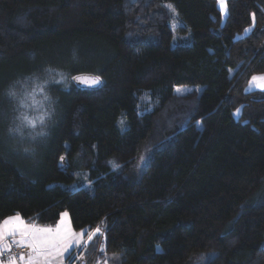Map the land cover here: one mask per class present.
Segmentation results:
<instances>
[{
  "label": "trees",
  "instance_id": "obj_1",
  "mask_svg": "<svg viewBox=\"0 0 264 264\" xmlns=\"http://www.w3.org/2000/svg\"><path fill=\"white\" fill-rule=\"evenodd\" d=\"M225 6L221 21L216 0H0V92L44 79L53 110L24 161L0 114V221L67 211L75 231L100 228L72 264H264V91L245 90L264 73V0ZM178 86H201L193 110L158 124Z\"/></svg>",
  "mask_w": 264,
  "mask_h": 264
},
{
  "label": "rangeland",
  "instance_id": "obj_2",
  "mask_svg": "<svg viewBox=\"0 0 264 264\" xmlns=\"http://www.w3.org/2000/svg\"><path fill=\"white\" fill-rule=\"evenodd\" d=\"M217 3V7L220 10V14H221V21L224 20L225 15H226V6H225V0H223V4L221 3V0H216ZM253 20V19H252ZM178 22L176 20V17L174 15V13H172L171 11V29L174 32V38H173V44H181V43H186L183 42L185 40L184 35H178L175 32V27L177 26ZM253 27V21H251V23L246 26L241 33H238L237 36H244L247 33H249L251 31ZM264 76V73H260V74H254L251 75L246 84H245V90H260V91H264V80L261 79H257L255 81H253V77H262ZM45 82H47L46 80H40V79H31V76H28L26 78H22L19 79L18 81L13 82L12 84H10V86H12L16 92H17V96L16 98L10 99L9 97H7L5 95V91L4 93H2L1 90V94H0V114L3 116V118L8 121V123L10 122V120L17 114V113H22V114H26V115H30V116H36L38 114H40L43 111H49V106H50V99L49 97L46 95L45 91H44V85ZM179 89V91H177ZM193 89H195L197 91V95L199 94V92L201 91V86H178L174 88V94L176 96H179V100L174 99L172 101H169L164 108L162 109V111L159 113L158 117L156 118L157 123L158 124H164V122L170 120L171 118H173L176 115H180L183 113H187L188 111L191 112L194 108L195 105V96H192L191 93L193 92ZM6 90V89H5ZM189 97H186L187 95H189ZM141 107L142 106H146V98L142 97V99L140 98L139 100ZM238 112H235L234 115H237ZM2 118V119H3ZM3 135V142L5 144H8L11 146L12 148V152L15 155V157H17V160H31V157L25 156L23 155L20 151H18V149L16 147H14L13 145V141L10 137L7 136L6 134V130L4 132H2ZM146 143V144H145ZM149 144L146 142L143 143V145L140 147V150L138 151L136 160L132 166V170L130 171V176L131 178H136L139 176V174L141 173L143 167L145 166L148 157H149ZM62 213H67V216L63 217V220L66 224V226H69L75 233L79 234L81 231H75L70 224V220H69V215L67 211H63ZM61 213V214H62ZM60 214L59 219L53 224V225H39V226H50V227H55L62 219V216ZM32 224V223H31ZM87 231V230H85ZM84 231V232H85ZM84 239V237H83ZM86 241V239H85ZM73 248H71L69 250L68 253L65 254V258L63 260V262L65 263L70 257L71 254L73 253L72 250Z\"/></svg>",
  "mask_w": 264,
  "mask_h": 264
},
{
  "label": "snow or ice",
  "instance_id": "obj_3",
  "mask_svg": "<svg viewBox=\"0 0 264 264\" xmlns=\"http://www.w3.org/2000/svg\"><path fill=\"white\" fill-rule=\"evenodd\" d=\"M221 3L223 4V0H221ZM257 79L264 80V76L253 77V81ZM91 83L99 85L101 78L97 76ZM61 216V221L54 228L39 226L34 223L29 224L19 214L0 221V255L11 250L5 241L13 238L15 244L22 247L27 246L31 249L27 257L23 254L19 257L24 264H53L55 260H58L59 264H63L65 254L69 252L77 240L81 241V247L86 246L83 243V236L86 233L84 230H81L79 234L75 233L69 226H66L63 220L67 213H62ZM100 233V228L95 229L94 235H99ZM94 235L89 236V242L93 240ZM16 237H19V239H14ZM103 251L104 249L101 248V252ZM16 259L14 256L10 257L8 264H16ZM112 259L115 260L118 257L113 256ZM0 264H3V262L0 261Z\"/></svg>",
  "mask_w": 264,
  "mask_h": 264
},
{
  "label": "clouds",
  "instance_id": "obj_4",
  "mask_svg": "<svg viewBox=\"0 0 264 264\" xmlns=\"http://www.w3.org/2000/svg\"><path fill=\"white\" fill-rule=\"evenodd\" d=\"M5 95L14 100L17 92L9 86L5 90ZM52 115L53 110L51 109L36 116L17 113L8 123L6 134L12 139L18 151L35 159L38 155V144L51 135Z\"/></svg>",
  "mask_w": 264,
  "mask_h": 264
},
{
  "label": "crops",
  "instance_id": "obj_5",
  "mask_svg": "<svg viewBox=\"0 0 264 264\" xmlns=\"http://www.w3.org/2000/svg\"><path fill=\"white\" fill-rule=\"evenodd\" d=\"M14 216H16V215H14ZM14 216H10V217H14ZM8 218V217H7ZM6 219V218H5ZM4 219V220H5ZM4 220H2V221H4ZM29 224H31V223H29ZM33 224V223H32ZM35 224V223H34ZM53 225V224H52ZM84 231L86 230V229H83ZM81 231V230H80ZM85 235L83 236L84 237V239H83V243H85V239L87 240L88 238H89V236H90V232H88V231H85ZM14 239H19V237H16V238H14ZM10 242L11 243H13V244H15L14 242H13V238H9L8 240H6L5 241V243H7L8 245H10ZM15 245H17V244H15ZM80 245H81V241L80 240H77L75 243H74V245H73V253L71 254V257L64 263L63 262V264H72V256H73V254L75 253V251L80 247ZM27 247V246H26ZM28 248V247H27ZM29 249V251H28V253H26V254H23L25 257H27L28 256V254L30 253V251H31V249L30 248H28ZM11 256L10 255H8V252H5L3 255H0V261H2L3 262V264H8V262H9V258H10ZM19 257H20V255L18 256V258L16 259V264H24V262L23 261H21L20 259H19ZM53 264H59V261L58 260H55V261H53Z\"/></svg>",
  "mask_w": 264,
  "mask_h": 264
},
{
  "label": "water",
  "instance_id": "obj_6",
  "mask_svg": "<svg viewBox=\"0 0 264 264\" xmlns=\"http://www.w3.org/2000/svg\"><path fill=\"white\" fill-rule=\"evenodd\" d=\"M97 76L98 75L91 73H79L73 75L71 77V81L78 88L95 89L102 84V80L101 83H99V85H95L91 83V81Z\"/></svg>",
  "mask_w": 264,
  "mask_h": 264
},
{
  "label": "built area",
  "instance_id": "obj_7",
  "mask_svg": "<svg viewBox=\"0 0 264 264\" xmlns=\"http://www.w3.org/2000/svg\"><path fill=\"white\" fill-rule=\"evenodd\" d=\"M10 255L11 256H14V257H17L19 254H26L28 253V249L26 246H20V247H17V246H13L11 245L10 246Z\"/></svg>",
  "mask_w": 264,
  "mask_h": 264
}]
</instances>
